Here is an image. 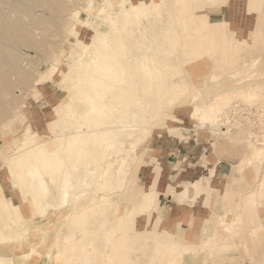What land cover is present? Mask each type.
<instances>
[{"label": "rangeland", "instance_id": "rangeland-1", "mask_svg": "<svg viewBox=\"0 0 264 264\" xmlns=\"http://www.w3.org/2000/svg\"><path fill=\"white\" fill-rule=\"evenodd\" d=\"M140 1L10 0L7 20L24 23V35L33 45L16 41L17 35L7 25L0 29V53L8 61H0V241L29 229L26 239L35 241L33 251L11 242L14 253H29L17 263L38 264L47 257L54 264L52 250L63 247L61 237L70 223L84 220L68 206H106L91 226L105 221L103 230L117 224L116 215L134 214L131 228L135 232L130 239L138 244L135 251L140 249V254L124 264H166L169 258L175 264H264V220L259 217L260 213L264 218V154L252 153L255 148L264 152V75H258L264 69V0H248L247 5L245 0H143L148 22L144 29L132 28L135 20L126 16L123 7ZM185 16L196 37L190 35L184 43L189 31L181 32L180 19ZM88 19L94 26L85 23ZM108 44L114 45L115 52L105 59H91L92 49ZM189 52L192 57L187 60ZM156 57L170 66L159 68L163 76L155 77V82H143L138 94L136 86L121 83L119 76L132 79L128 60L152 63ZM255 57H259L255 66L244 67L245 60ZM195 63L200 68L192 71ZM230 64L244 72L233 74ZM136 68L141 79L150 78ZM247 88L258 93L257 100L239 95ZM151 89L167 91V97L161 100L162 107L144 115L151 132L135 144L138 154L114 177L115 166L107 164L114 156H103L108 143L92 130L113 116L109 113H119L124 101L152 97L145 92ZM216 95L231 98L223 111L235 104L228 109L229 132L215 122L219 111L214 124L202 119ZM193 105L197 113L185 110ZM73 131L79 133L70 135ZM184 133L185 154L201 155L203 167L216 179L202 183L201 170L193 171L195 183L175 195L177 203L169 218L167 210L158 209L168 173L163 161ZM64 162L68 168H62ZM97 163L101 166L94 167ZM216 165L221 166L218 173ZM92 168L99 174L105 168L108 173L98 176L91 173ZM31 170L42 174L31 175ZM95 177L98 182L89 187L77 183ZM105 178L115 187L107 192L115 194L107 198L100 191ZM42 186L44 197L40 196ZM66 186L68 194L62 203ZM249 198L252 202L238 216L237 206ZM56 206L62 208L54 210ZM34 219L45 226L30 236ZM184 226L194 229L200 241L187 251L170 254L171 242L185 238ZM79 243L87 245L80 239ZM157 247L163 250L160 255ZM131 252L132 248L129 257ZM90 256L80 264H102L101 257ZM64 259L62 254L57 264H65Z\"/></svg>", "mask_w": 264, "mask_h": 264}, {"label": "bare ground", "instance_id": "bare-ground-1", "mask_svg": "<svg viewBox=\"0 0 264 264\" xmlns=\"http://www.w3.org/2000/svg\"><path fill=\"white\" fill-rule=\"evenodd\" d=\"M240 1H244V0H240ZM142 2L143 0H141L139 4L135 3L133 5L123 7L126 16L130 17L131 15L135 20L134 22L135 24L132 26V28L138 27V28L144 29L148 22L147 19H149V17H146V15H144L142 12V5H143ZM245 2L247 5L248 0H245ZM9 3H10V0H0V29L4 28L7 25L9 29L13 30V35H17L15 36V38L17 39L16 41L23 40L24 42H27V44L33 45V42L31 40L30 41L27 40L26 36L24 35V30L26 29V25L24 23L18 25L17 23L14 24L13 22L7 20L6 17L8 16L10 12ZM203 3L204 2H201L199 4L200 9H204V5H202ZM193 14H195V12ZM195 17L199 18V16L197 15ZM246 17L250 18L249 16H246ZM185 18L186 16L180 19V22L182 23L181 27L183 28L181 32L184 33V31H189L188 32L189 34L186 36L187 38L185 37L184 41L182 40L184 43L187 42L191 33H194L192 31L190 32L191 29H190L189 23L187 22ZM85 23L89 26L90 25L94 26L93 21H90L89 19L86 20ZM184 35L182 34V36ZM191 37H196V36L191 35ZM106 43L107 42H104L102 44L105 45ZM113 52H115L113 44H108L106 46L98 45L97 47H95V49H92V53H94V57H92L91 59H94V60L103 59V58L105 59V57H107L109 54ZM134 55L135 54H133V58H134ZM191 57H192V54L189 52L186 55V59L187 60L191 59ZM0 61L6 62V63L8 62L4 57L1 56V53H0ZM258 61H259V57H255L250 60H245L243 62L244 64L243 63L242 64L244 65V67H247L249 64H251V66H255ZM126 63L129 64L128 66L131 67L129 71L131 72L130 76L132 79L121 78L120 76L118 78H120L121 83L129 84L130 86L134 88L136 86L135 88L136 93L137 91H141L142 88L144 87L143 82H145V84L146 83L152 84L153 82H155V77L163 76V74L160 73L159 71L160 67L163 66L165 68H169L170 66L169 64L164 65L163 63H160L158 60V57L152 58V63L143 62L141 64H138L137 62L132 63L130 60H128ZM158 63L160 64L158 65ZM194 66H195V69L193 66H191L192 71L198 70L197 69L198 67L200 68L199 63H195ZM136 67H141V69L144 70V72L146 71V74L150 75V78L141 79V75L137 73ZM228 68L232 70L233 74H237L238 72H244L242 70L243 68L241 69L240 67V69H237L233 64H230ZM16 69L19 70L18 67H16ZM112 71H114V69L110 70V72ZM259 74L264 75V69H262L258 73V75ZM1 77L2 76H0V78ZM4 79L6 80V77ZM4 79H2V81ZM262 88L263 87H260V89ZM145 92L150 93V96L152 97H146L143 99H136V100L128 99L127 101H124L123 106L119 109L120 110L119 113H115V112L109 113V115H113V116L112 117L109 116V120L107 119L103 121L102 126L97 127L92 130L94 132L101 133L102 138H105V140L108 143L106 147L107 152L103 156L106 158H110L111 156H114L113 159L107 160L108 168H110L111 164L112 166H115V170L113 172L114 177H117L118 175H120L121 171L123 170V167L128 162V160L130 159L133 161L134 160L133 158L135 157V155L138 154V152L136 153L134 149L135 144L137 142L144 141L146 136H148L151 132V126L149 125L147 121H145L144 115L148 116L150 112L156 109V106L162 107L164 102L161 100L162 99L165 100V98L167 97V94H166L167 91L160 90L158 92H155L151 89V90H146ZM257 94H258L257 92L254 93V91H252L249 88L243 89L239 93V95H241L244 99H247L250 101H254L255 99L257 100L256 98ZM200 96H205V95H200ZM113 97H115V95ZM228 97L229 95H216L212 100H210V103L207 104V108L202 113V119L207 124L208 123L214 124V119L219 111L220 114L217 115V120L215 119V122L218 126H222L221 128H224V127L226 128L227 126V129L225 130L222 129L224 133L229 132L228 129L230 127L228 125L229 123L226 124L227 119H229L228 109L229 108L231 109V106L232 108L233 106H235L234 104L228 107L224 111L221 110L224 104H227L231 101V98H228ZM185 110L193 111L194 113H197V107L195 105ZM75 133L78 134L79 132L73 131L69 134L72 135ZM76 136H79V135H76ZM252 153L254 154V156H258V157H261L264 154L262 148L253 149ZM53 161H56V159H53ZM63 166H66L68 168V163L64 162L62 164V168ZM95 166L100 167L101 165L97 163L94 165V167ZM96 170H97L96 168H92L91 173L97 174L98 176L100 175L102 177L103 176L105 177V174L108 173V169H105V168L100 172V174L96 173ZM30 173L31 175H37L39 173L40 175L42 174L41 172H35L33 170H31ZM94 182H98L97 177L89 178L86 181L80 180L77 183L81 187L85 184L88 185L89 187V185ZM262 184H264V180H262ZM100 187H101L100 191L105 193L103 195V198H107L115 194L114 192L107 193L110 190L115 188V187H111V181H109L107 178H105V181L101 183ZM67 188L69 187L66 186L63 188L62 197L60 198L62 203H64L66 200V195L68 194ZM44 191L46 190L44 186H42L41 191H40L41 197H44V194H46ZM248 201L252 202V199L251 198L247 199L245 201L246 204L240 202V204L237 206L240 210L238 213V216H240L239 214H242L244 211L247 210ZM60 203L61 202H59V205ZM99 207L100 208L97 209L95 208V206H68L69 209H73V210L76 209V211L72 210L73 215H75L77 218L82 217L84 220L82 221L78 220L77 221L78 223L77 222L70 223L67 232L65 231L66 234H64L61 237L62 238L61 240L64 243L63 247L59 249L57 247L52 250V256H53L52 261L54 264H57V261L62 254H65V259H64L65 264H71L73 262L71 258H78L72 264H77L78 262L80 264V262H82L84 258L89 257V255H91L90 257H95V256L99 258L101 257L102 264H124L127 262L126 259L129 258L130 260H135L137 255L140 254V249L139 251L138 250L135 251L136 246L138 244H136L133 240L130 239L134 235V232H135L131 228L132 226L131 219L133 218V215H134L132 211H129L126 215H121L118 217L116 215L115 217L118 220L117 224L113 223L108 228H105L102 230L101 226H104L106 224L105 221H101L100 226H97V225H94L95 227L91 226L93 222L91 220H93V218H96L98 216V213H100L102 206H99ZM104 207L106 206H103L102 210H104ZM117 207L118 206H116V208ZM59 208H62V207L56 206L53 209L57 210ZM91 215H93L94 217H92ZM259 217L260 219L264 220L263 216L260 213H259ZM146 219L151 223L153 222L152 219L150 218H146ZM43 220H46V219L43 218ZM42 222H43L42 220H38V221L37 219L33 220L34 224H30V227H31L30 234H29L30 236L37 235L40 233V231H43V227L45 225ZM182 229L184 231L185 238L183 239L180 238L179 240H173L171 242V244L169 245L170 254L172 252L180 251L181 249H185L187 251L188 249L194 246L196 247L200 241V239L198 238L199 235L196 233L195 234L192 233V230L194 229H192L191 227H186V226H184ZM227 231L229 230L227 229ZM120 232L126 233L127 238H121ZM249 232H250L251 240H252V238H254L255 229L252 228ZM18 233H19V236L16 238L13 236H10L0 241V243H3V245L0 244V264H18L17 263L18 260H21L24 256H29V253L27 252L33 251L34 249L33 245L35 241H33L31 238L26 239V236H27L26 234L29 233V229L20 230ZM79 239L83 243H87V245H83V244L81 245L79 243ZM11 240H13L14 242ZM91 240H93V242H91ZM15 241H17V247H27L29 248V250L21 254L18 252L14 253L15 244H12V243H15ZM103 244L105 246L101 247V245ZM130 248H132V252H131L132 255L129 257L128 251ZM142 250L143 248L141 249V251ZM84 251L88 253L85 254ZM161 251H163L162 248L157 247L156 254L160 255ZM80 253H82V256L80 255ZM79 259L81 260L79 261ZM40 260L41 261H39L38 264H51V262L48 260L47 257L41 258ZM174 261L175 259L169 258L166 264H175ZM151 263L152 262L150 261L149 264Z\"/></svg>", "mask_w": 264, "mask_h": 264}, {"label": "crops", "instance_id": "crops-1", "mask_svg": "<svg viewBox=\"0 0 264 264\" xmlns=\"http://www.w3.org/2000/svg\"><path fill=\"white\" fill-rule=\"evenodd\" d=\"M182 135L183 136L175 140V146L173 147L174 151L172 153L170 152L167 158L163 161L165 163V166L168 167V173L163 183L162 191L160 192L161 206H159L158 209L160 210L161 208V210L163 211L167 210L169 218L170 211L172 210L173 206L177 203L175 195L179 192V190L190 188L195 183L193 171H196L197 169L201 170L199 174V180H201L202 183L206 178L207 180L211 181H214L216 179L213 173L207 170L208 168L205 169V167H203L204 165L203 163H201L203 158L201 155L196 157V155L185 154L184 148L185 144L187 143V135H185V133ZM191 159H193V162L190 161ZM220 169L221 166L216 165L214 172L218 173ZM147 175V177H149L150 173Z\"/></svg>", "mask_w": 264, "mask_h": 264}]
</instances>
